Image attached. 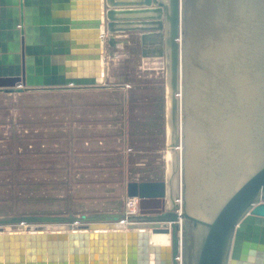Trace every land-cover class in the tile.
Masks as SVG:
<instances>
[{
  "label": "water",
  "instance_id": "1",
  "mask_svg": "<svg viewBox=\"0 0 264 264\" xmlns=\"http://www.w3.org/2000/svg\"><path fill=\"white\" fill-rule=\"evenodd\" d=\"M108 1L0 0V92L123 87L102 82L103 32L144 30L141 55L165 58L171 172L126 182L136 214L0 218V264H264V0L134 6L156 19Z\"/></svg>",
  "mask_w": 264,
  "mask_h": 264
},
{
  "label": "rangeland",
  "instance_id": "2",
  "mask_svg": "<svg viewBox=\"0 0 264 264\" xmlns=\"http://www.w3.org/2000/svg\"><path fill=\"white\" fill-rule=\"evenodd\" d=\"M142 32H103L102 82L123 87L0 93V218L136 214L126 182L165 178V58L141 55Z\"/></svg>",
  "mask_w": 264,
  "mask_h": 264
},
{
  "label": "bare ground",
  "instance_id": "3",
  "mask_svg": "<svg viewBox=\"0 0 264 264\" xmlns=\"http://www.w3.org/2000/svg\"><path fill=\"white\" fill-rule=\"evenodd\" d=\"M142 0H109L108 3L109 4H121V5H129V6H133V7H129L132 9H122L119 8L117 6H114L113 8H115V11L113 12V16L114 17H133V18H149L150 17H154L155 19L158 18V16L160 15V11L159 9L155 8V7H148V6H144V7H134V6H138L139 2H141ZM125 7V6H123ZM179 150L181 151V149L178 148V153ZM166 161H167V170L169 173L171 172V161H172V152L168 149V153L166 154ZM179 201V200H178ZM131 206H133L135 208V204L134 201H132V203L130 204ZM134 210V209H133ZM24 225V229L27 228L26 224H22ZM62 225H67V224H48L46 225V229L47 230H62L65 229L66 226H62ZM7 227L6 230H10L9 227L7 225H3V228ZM19 228V229H22ZM38 227H35L33 225H30L29 229H36ZM170 228V227H169ZM177 236H178V244H179V248L180 249V241H181V230L178 229L177 231ZM150 243L153 245H170L171 244V234L170 233H150Z\"/></svg>",
  "mask_w": 264,
  "mask_h": 264
},
{
  "label": "crops",
  "instance_id": "4",
  "mask_svg": "<svg viewBox=\"0 0 264 264\" xmlns=\"http://www.w3.org/2000/svg\"><path fill=\"white\" fill-rule=\"evenodd\" d=\"M129 16V15H128ZM98 89H70V90H36V91H52V92H64V93H77V92H81V93H92L94 91H96ZM35 91V90H34ZM1 93V92H0ZM4 93V92H3ZM160 255V254H159ZM158 255V256H159ZM157 264H161V261L158 260Z\"/></svg>",
  "mask_w": 264,
  "mask_h": 264
},
{
  "label": "built area",
  "instance_id": "5",
  "mask_svg": "<svg viewBox=\"0 0 264 264\" xmlns=\"http://www.w3.org/2000/svg\"><path fill=\"white\" fill-rule=\"evenodd\" d=\"M132 201H134V204H135L136 206L138 205L137 198H128V203H129V205L132 203ZM137 209H138V207H137ZM126 213H132V212L126 211Z\"/></svg>",
  "mask_w": 264,
  "mask_h": 264
}]
</instances>
